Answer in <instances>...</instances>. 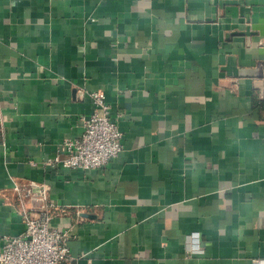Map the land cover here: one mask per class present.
<instances>
[{"label": "crops", "instance_id": "0c3cea01", "mask_svg": "<svg viewBox=\"0 0 264 264\" xmlns=\"http://www.w3.org/2000/svg\"><path fill=\"white\" fill-rule=\"evenodd\" d=\"M93 90L122 152L50 165ZM29 181L72 264H264V0H0V250Z\"/></svg>", "mask_w": 264, "mask_h": 264}, {"label": "built area", "instance_id": "2783aa9c", "mask_svg": "<svg viewBox=\"0 0 264 264\" xmlns=\"http://www.w3.org/2000/svg\"><path fill=\"white\" fill-rule=\"evenodd\" d=\"M88 95L94 110L82 116L84 130L81 137L65 140L62 147L66 156L49 159L50 165L78 170L98 169L122 152L123 132L112 117L111 105L104 92L93 90ZM45 187L35 181L15 186L22 198L33 205L22 210L25 230L18 235L2 237L0 264H72L71 231L51 227L58 206L48 199ZM192 235L198 240V232Z\"/></svg>", "mask_w": 264, "mask_h": 264}]
</instances>
